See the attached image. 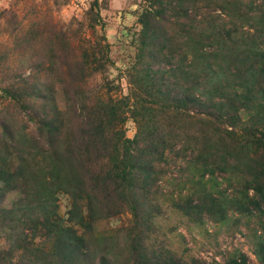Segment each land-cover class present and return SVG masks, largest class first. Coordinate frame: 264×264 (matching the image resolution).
<instances>
[{
	"label": "rangeland",
	"instance_id": "rangeland-1",
	"mask_svg": "<svg viewBox=\"0 0 264 264\" xmlns=\"http://www.w3.org/2000/svg\"><path fill=\"white\" fill-rule=\"evenodd\" d=\"M5 185L2 264H264V0H0Z\"/></svg>",
	"mask_w": 264,
	"mask_h": 264
},
{
	"label": "trees",
	"instance_id": "trees-1",
	"mask_svg": "<svg viewBox=\"0 0 264 264\" xmlns=\"http://www.w3.org/2000/svg\"><path fill=\"white\" fill-rule=\"evenodd\" d=\"M160 48H161V50L163 51V50H165L164 48H163V45H162V43H161V46H160ZM154 52V51H153ZM158 54V53H157ZM158 56H160L159 54H158ZM163 56V55H162ZM162 56H161V58H162ZM168 63H167V66L166 67H164V65H163V63L161 64V65H163L161 68H158V69H161L160 70V72H159V75L164 79L165 78V76L168 74V76L169 77H167V80H166V82H165V84H164V86L165 87H171V85L170 84H172V80H173V78H176L177 77V74L178 73H184L185 75L186 74H188L189 72L188 71H186V69L185 68H181V67H179L180 65L178 64L177 66L176 65H174L175 64V62H173V64L171 63V59H169L168 61H167ZM178 69H180L181 70V72H177L176 73V71L178 70ZM170 88H168V90H167V93L169 94V96L170 95H172L173 93L172 92H170V90H169ZM200 88L199 87H197V89H194V91H195V93H198V92H200ZM178 93H180L179 95L180 96H176V95H174V97H173V95H172V98H175V99H178V100H180V101H182V102H191L192 100H194V101H197V100H200V98L199 97H197V96H195L196 94H191L190 95V93H188V91L186 92L185 90H182V91H180V92H178ZM186 102V103H187ZM197 105H195L196 107H199L201 110H204L205 112H209L210 113V109H211V107H210V105L211 106H215V104L214 103H209L208 101H200V102H198V103H196ZM219 106H221V105H223V103H220V104H218ZM141 159H143L144 160V158L143 157H141ZM144 162H145V160H144ZM144 162H143V166H144ZM145 164H146V166H147V163L145 162ZM149 164V163H148ZM13 191V187H11V185H5V187L4 188H0V221H3V223L4 224H7L8 225V227L11 229V230H13L14 229V226H13V222H16V221H20L21 219L19 218V219H17V220H13V219H11L10 217H11V214L9 213L10 212V210L9 209H7L6 207V201H7V199H8V197H9V194L11 193ZM32 209H34L33 207H31L30 208V210H32ZM36 209V208H35ZM45 214V213H44ZM43 214V215H44ZM11 235V234H10ZM9 235V236H10ZM75 237V236H74ZM74 238L72 237V239H70L71 240V242L73 243L74 242V240H73ZM22 238L20 239V242H22ZM19 241V240H18ZM17 240H16V242H18ZM60 242V244H61V246L58 248V247H55L54 248V252H51L50 254H52L53 256H55L56 254H60V255H62L63 256V258H64V261H67V262H65V264H75L74 263V259H75V257L77 256V255H79L80 257H81V261L82 262H84V264H89V261H90V259H89V253H88V251L86 250V249H83L81 252H79V250L78 249H76V247L74 246V245H72V243H67V242H65V240L64 239H59L58 237H56L55 238V243L56 242ZM81 241H84V240H81ZM16 244V243H15ZM68 244V245H67ZM28 246L27 247H24V251L27 253V255H30L31 253H33V252H35V251H37V252H39V251H41L42 249L41 248H38V247H33V245H32V243L30 242V243H28L27 244ZM67 245V246H66ZM65 246H66V248H65ZM69 249H71L70 251H72V254H70V252H69ZM68 254L71 256L70 258H69V256H68ZM7 255L9 256V253H8V251L7 250H3L1 247H0V264H2V262H7V261H9V259L7 258ZM32 259H29V261H31ZM244 262V261H243ZM77 264H79L78 262H76ZM234 263L236 264L237 263V261H234Z\"/></svg>",
	"mask_w": 264,
	"mask_h": 264
}]
</instances>
